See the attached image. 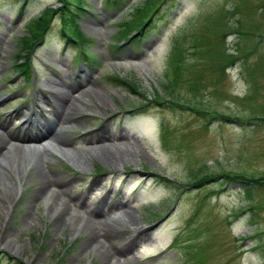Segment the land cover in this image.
<instances>
[{
	"label": "rangeland",
	"instance_id": "obj_1",
	"mask_svg": "<svg viewBox=\"0 0 264 264\" xmlns=\"http://www.w3.org/2000/svg\"><path fill=\"white\" fill-rule=\"evenodd\" d=\"M62 1L0 0V134L31 147H0L24 163L18 177L1 163L0 264H264V0H81L82 12L69 0L65 14ZM48 7L22 73L31 48L22 54L20 41ZM148 20L137 41H122ZM48 91L78 97L73 121L51 122ZM105 128L126 138L108 141ZM116 147L127 161L106 157ZM42 171L71 180L64 190L99 205L97 219L53 227L45 199L33 200ZM114 199L130 203L104 213ZM67 207L68 220L87 218ZM114 219L133 247L105 236ZM92 236L109 252L82 250Z\"/></svg>",
	"mask_w": 264,
	"mask_h": 264
},
{
	"label": "bare ground",
	"instance_id": "obj_2",
	"mask_svg": "<svg viewBox=\"0 0 264 264\" xmlns=\"http://www.w3.org/2000/svg\"><path fill=\"white\" fill-rule=\"evenodd\" d=\"M40 99L44 102H47L50 106L51 105L54 106L53 107V109H54L53 110V119L51 120L52 123H54L55 121L56 122L60 121L62 119L73 121L74 119H73L72 115L79 110V107L74 102V100H76V99L79 100L78 97L75 99L74 95L68 93V91L59 92L57 94L48 91L47 96L40 97ZM38 123H40V121H36V123H35L36 127H37ZM41 124H43V123H40V125ZM104 132H105V134H104L103 138L108 140V141H111V142L120 141V140L126 138V136L121 134V133L120 134L110 133V130L108 131V128H105ZM53 140L57 141L60 144L64 143L63 139L57 134H56L55 138H53ZM13 141H15V144H9L8 141H6L5 136L2 133L0 134V147H2L3 145H7V146H10V149L11 148H13V149L19 148L22 150H27L28 148H31L30 146H26V143H23L21 141V139H17V140L14 139ZM38 144H40V143H36V142L32 143L34 148H36ZM116 148H118V149H115L116 153H114L112 155H110L108 153L109 155L107 154L106 157L110 156V158H112V160L115 159V161L116 160L121 161V162L124 160L127 161L126 159H128V158H125V151L119 150L120 149L119 147H116ZM47 150H48L47 148H42L41 150H38L37 165L39 166L40 170H43V166H44V162H45L42 155L47 153ZM119 153H124V159L119 156L120 155ZM8 154H9V152L8 151L6 152V149H5V152H0V170L2 169L1 163H3V165H7L8 167H10V170H12L14 172V174H16V176L18 177V171H23V164L24 163L22 160L14 161V160L10 159L7 161L5 158H7V159L9 158ZM127 154H129V152ZM133 154H135V153H133ZM26 156H29V155L26 154ZM5 171L7 173L11 174L7 170H5ZM41 174H42L41 178H38V180L36 181L37 186H38L37 187L38 195L35 196L33 198V200L36 202L39 199L40 200L45 199V201H44L46 203L45 207H46L47 213L49 215V218L54 223L53 227L58 228L59 229L58 231H60L66 225L74 224V222L76 221V224H74L73 231L78 232L79 230H81V228L85 227V226L81 227V224L86 223L85 225H88V222L92 221L91 219H97L98 215L101 212V208L99 207V205L95 206V202H91V203L85 204L82 207L81 205L86 203V202L83 200L84 198H82L79 194H72L73 193V187L70 186L67 190H64V187L68 183H70L71 180L66 179V178L64 180H60V178L58 176H55L54 173H52V171L50 173H47L46 171L45 172L42 171ZM9 185H10V182H7V181L3 182L2 184L0 183L1 192L4 193L6 191V189H8ZM96 186H97L96 183H92L90 187L95 188ZM52 187L57 188V191L50 192V188H52ZM103 197H106V196H103ZM13 203H14V201L12 200L10 202V207H12ZM65 203L67 205H72L74 208H80L81 207L83 209V212L87 216V218L84 217L86 219H83V217L76 218V217L72 216V218L68 220L67 217L70 215V213H69L68 207ZM128 203H130L129 200H127L125 203H122V202L114 199V202H109V203L107 202V204L105 205V207L103 209V212L107 213V211H110V210L120 209L123 206L127 205ZM8 210H9V208H8ZM112 222L115 224V226L108 227L104 232L105 236H107L108 238H110L112 240L123 241L126 249L133 247V245L136 243V237H130V236L127 237L126 235H128V234L125 233L124 230H120L117 227V226L121 225V223L118 219H114V220H112ZM97 224H99V223H97ZM5 245H6V247L13 248L15 250L20 249V246L17 244V242L14 239L7 240L5 242ZM95 247H97L98 250H100L104 253L109 252L108 248L104 244L100 243L97 240L96 236L90 237L89 241L86 242L84 245H82L81 249L82 250H88V249L95 248Z\"/></svg>",
	"mask_w": 264,
	"mask_h": 264
},
{
	"label": "trees",
	"instance_id": "obj_3",
	"mask_svg": "<svg viewBox=\"0 0 264 264\" xmlns=\"http://www.w3.org/2000/svg\"><path fill=\"white\" fill-rule=\"evenodd\" d=\"M115 4H117V3H115ZM62 5L65 9H67L68 6L71 5V3L63 0ZM52 12H53V9L48 8L36 20L33 21V23H32L33 29H32V32H30V36H27L24 39H21V41H20L21 42L20 44L22 45V53H24V51L27 49H30V48L32 49L36 45V43L39 41L40 37L42 36V32H44L46 27H47V22H48V19L50 17V14ZM63 13H65V11ZM144 24H146V23H144ZM141 26H139V29ZM64 31L62 34L67 38L68 41H71L74 43H80V44L81 43L85 44L87 42V40L84 38V36L81 34V32L79 30L78 31L76 30L77 33L76 32L71 33V32H67V31L64 32ZM137 31H138V29H137ZM143 31H144V27L141 29L140 34ZM122 83L125 84L126 86L131 85L127 82H121V84ZM225 177H227V179L230 180L232 183H248L247 181H249L246 178L241 177V175L225 176ZM205 179H208V181H211V179H214V178L211 177V178H205ZM204 181H206V180H204Z\"/></svg>",
	"mask_w": 264,
	"mask_h": 264
}]
</instances>
